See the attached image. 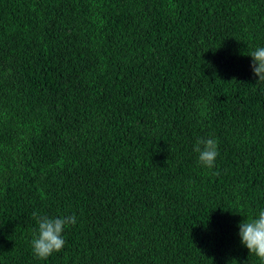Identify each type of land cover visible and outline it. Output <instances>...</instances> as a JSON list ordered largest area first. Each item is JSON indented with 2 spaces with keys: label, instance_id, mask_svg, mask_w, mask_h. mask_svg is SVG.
<instances>
[{
  "label": "trees",
  "instance_id": "trees-1",
  "mask_svg": "<svg viewBox=\"0 0 264 264\" xmlns=\"http://www.w3.org/2000/svg\"><path fill=\"white\" fill-rule=\"evenodd\" d=\"M258 47L264 0H0V264H264Z\"/></svg>",
  "mask_w": 264,
  "mask_h": 264
},
{
  "label": "clouds",
  "instance_id": "clouds-1",
  "mask_svg": "<svg viewBox=\"0 0 264 264\" xmlns=\"http://www.w3.org/2000/svg\"><path fill=\"white\" fill-rule=\"evenodd\" d=\"M247 54L252 57L251 67L254 75L259 77L257 83L264 82V47H258ZM194 151L199 154L201 165L208 169L215 166L219 151L214 138H198ZM32 215L38 223V232L31 241L34 255L46 259L52 253L61 251L65 246L64 228L66 225L75 224L76 217L72 215L50 218L38 216L36 212ZM238 227L241 243L247 247L249 253L264 261V209L260 210L256 217L241 221Z\"/></svg>",
  "mask_w": 264,
  "mask_h": 264
}]
</instances>
